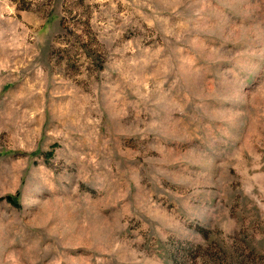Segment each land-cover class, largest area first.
<instances>
[{
    "label": "rangeland",
    "instance_id": "rangeland-1",
    "mask_svg": "<svg viewBox=\"0 0 264 264\" xmlns=\"http://www.w3.org/2000/svg\"><path fill=\"white\" fill-rule=\"evenodd\" d=\"M0 264H264V0H0Z\"/></svg>",
    "mask_w": 264,
    "mask_h": 264
},
{
    "label": "trees",
    "instance_id": "trees-1",
    "mask_svg": "<svg viewBox=\"0 0 264 264\" xmlns=\"http://www.w3.org/2000/svg\"><path fill=\"white\" fill-rule=\"evenodd\" d=\"M13 199L12 198H10V201H12ZM14 202V201H13Z\"/></svg>",
    "mask_w": 264,
    "mask_h": 264
}]
</instances>
